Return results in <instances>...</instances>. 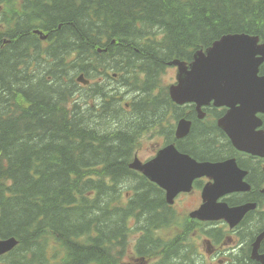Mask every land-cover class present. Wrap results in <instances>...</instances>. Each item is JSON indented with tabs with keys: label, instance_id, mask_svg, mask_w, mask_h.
I'll return each instance as SVG.
<instances>
[{
	"label": "trees",
	"instance_id": "trees-1",
	"mask_svg": "<svg viewBox=\"0 0 264 264\" xmlns=\"http://www.w3.org/2000/svg\"><path fill=\"white\" fill-rule=\"evenodd\" d=\"M0 4V238L18 240L0 264H126L144 214L149 236L175 221L156 217L168 205L129 168L134 128L106 90L98 104L94 68L119 62L101 57H126L128 78L145 77L140 87L148 95L132 104L168 110L165 62L192 59L226 35L264 41V0ZM80 75L92 84L80 86ZM150 129L138 136L156 131Z\"/></svg>",
	"mask_w": 264,
	"mask_h": 264
},
{
	"label": "flooded vegetation",
	"instance_id": "flooded-vegetation-1",
	"mask_svg": "<svg viewBox=\"0 0 264 264\" xmlns=\"http://www.w3.org/2000/svg\"><path fill=\"white\" fill-rule=\"evenodd\" d=\"M2 10L3 6L0 4V19ZM39 39L42 42L46 41ZM100 60L119 61L110 65H103L100 62V66L97 65L94 68L96 77L94 87L98 104L100 90H106L116 100L119 112L123 113L126 119V127L130 125L134 128V141H136L134 159L140 158L139 153L144 143L150 140L159 146L150 159L154 158L166 145L176 144L179 149L192 152L189 155L201 164L231 162L228 166L237 171L232 180L238 184L236 187L240 190L227 194L220 199V202L232 209L249 207L241 218L239 216L238 218L225 217L219 221H200L190 218L187 225L186 241L176 244L169 243L168 239L165 240L159 236L158 232L151 233L152 235L149 236L146 228L147 219L144 214V230L140 233L141 238L144 239V246L142 252L138 250L132 252V256L135 257L134 263L264 264V153L257 154L248 151L247 143L242 144L241 149L234 145L226 130L220 125V122L230 113V109L226 106L216 107L213 103L203 107L201 112L197 110L195 104L175 105L165 111L161 106L156 111L139 108L130 103L126 94L136 91L138 95L135 98H143L148 95L143 92L144 88L140 87L139 80L128 78L126 57L109 56L101 57ZM166 64L168 68L165 72L169 68L176 71L175 66H168V62H165L164 65ZM115 67H120L123 71L114 72ZM175 76L177 75L175 74ZM259 116L263 119V125L256 131H264V115ZM184 119L191 123V129L188 136L180 139L178 138V128ZM151 127H155L156 131H148L146 135L138 136L141 131L151 130ZM212 182L209 176L196 179L192 191L180 194L174 205L168 203L164 190L151 183L155 192L159 191L162 200L168 205L166 211L158 210L156 217L165 218L166 222L169 219L171 222L175 221L179 213L178 200L185 195H196L199 205L194 210L198 209L203 204L204 188ZM262 235V239L259 240ZM129 253H126V257L130 256Z\"/></svg>",
	"mask_w": 264,
	"mask_h": 264
},
{
	"label": "water",
	"instance_id": "water-1",
	"mask_svg": "<svg viewBox=\"0 0 264 264\" xmlns=\"http://www.w3.org/2000/svg\"><path fill=\"white\" fill-rule=\"evenodd\" d=\"M171 64L179 67L178 82L170 88L175 103H194L199 111L212 101L216 106L231 108L220 125L235 146L241 149L242 144L247 143L248 151L264 153V132L255 131L262 125L256 114H264V76L259 74L264 64V43L260 44L258 37L226 35L206 51L196 52L190 65L179 60ZM79 81L89 84L83 76ZM249 122L252 127L247 124ZM189 131L190 123L181 121L178 137L187 136ZM229 164L231 162L199 164L170 145L147 163L136 159L132 168L166 190L170 203L181 191H190L194 179L209 176L215 183L205 188L203 198L206 204L195 216L219 220L222 214L226 216L231 210L226 205L217 204V200L226 193L240 190L232 180L237 171L231 169ZM237 211L229 217H242L247 208ZM17 244L15 238L0 240V256L13 250Z\"/></svg>",
	"mask_w": 264,
	"mask_h": 264
},
{
	"label": "rangeland",
	"instance_id": "rangeland-1",
	"mask_svg": "<svg viewBox=\"0 0 264 264\" xmlns=\"http://www.w3.org/2000/svg\"><path fill=\"white\" fill-rule=\"evenodd\" d=\"M175 74H176V71L169 68L166 71L165 79L163 80V85L168 84V83H173L175 80ZM137 95L138 93L136 91L128 92L126 94L128 100L134 99ZM157 140L159 142V139ZM158 148L159 146H157L156 142L152 143V141L147 140L144 143L139 153V157L141 158L142 161H147L155 153V151H157ZM198 205H199V202H198L196 195H192V196L185 195L183 198L178 200L177 208L179 209V213H178L177 223L179 225L176 227H173L168 232L159 233V236L167 240V239L174 238L177 234L183 235L182 228L185 229V227L187 226V223L183 221V216L189 215V213L193 211ZM184 236L186 235L184 234ZM137 238H138V235L134 238V242L137 240ZM134 242L132 241L130 245V253H129L130 256L126 257V264H136L134 263L135 257L132 256L133 255L132 252H134V247H133Z\"/></svg>",
	"mask_w": 264,
	"mask_h": 264
},
{
	"label": "bare ground",
	"instance_id": "bare-ground-1",
	"mask_svg": "<svg viewBox=\"0 0 264 264\" xmlns=\"http://www.w3.org/2000/svg\"><path fill=\"white\" fill-rule=\"evenodd\" d=\"M203 45V44H202ZM74 91V90H73ZM84 94V93H83ZM211 110V109H210ZM177 115V114H176ZM246 160V159H245ZM264 166V165H263ZM261 173V172H260ZM257 184V183H256ZM258 200V199H257ZM182 251V250H181ZM184 257V256H183ZM192 260V259H191Z\"/></svg>",
	"mask_w": 264,
	"mask_h": 264
}]
</instances>
